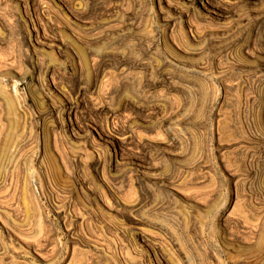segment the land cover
<instances>
[{"label": "rangeland", "instance_id": "rangeland-1", "mask_svg": "<svg viewBox=\"0 0 264 264\" xmlns=\"http://www.w3.org/2000/svg\"><path fill=\"white\" fill-rule=\"evenodd\" d=\"M213 3L0 0V264H264V0Z\"/></svg>", "mask_w": 264, "mask_h": 264}, {"label": "bare ground", "instance_id": "bare-ground-1", "mask_svg": "<svg viewBox=\"0 0 264 264\" xmlns=\"http://www.w3.org/2000/svg\"><path fill=\"white\" fill-rule=\"evenodd\" d=\"M189 1V0H188ZM195 1H197V2H200V4H201V6H202V8L204 9V12L206 11V15H205V17L207 18V19H211L212 20V15H215V16H218V17H223L224 16V14H225V12L220 8V7H218L217 5H214V3H213V0H190V2H195ZM235 1V0H234ZM255 1V0H254ZM227 4V3H226ZM228 8V7H227ZM34 26V25H33ZM35 30V29H34ZM36 34V39H37V41H36V43L39 45V46H41V45H43V46H47V47H52V46H54L53 44H48L46 41H43V40H40V37H39V32L38 31H36L35 32ZM47 35V34H46ZM41 38H43V37H41ZM46 40H48V39H46ZM57 48H59V47H57ZM39 51V50H38ZM68 102V101H67ZM69 108V107H68ZM67 109V108H66ZM72 110V108H70V111ZM93 124V123H92ZM71 125V127L73 126V124L71 123L70 124ZM100 138H101V135L99 136ZM77 138H81L80 136L78 137L77 136ZM110 138V137H109ZM108 138V136L107 135H104V137H103V140H106V142L108 143V144H111V145H113L114 147L116 146L117 148H119L120 147V143H119V141H117V142H114V140H111V138H110V140H108L109 139ZM134 161V160H133Z\"/></svg>", "mask_w": 264, "mask_h": 264}]
</instances>
